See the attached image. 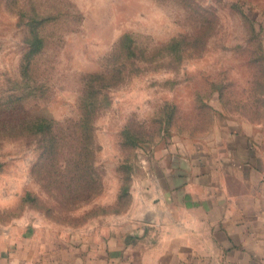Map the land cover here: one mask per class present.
<instances>
[{"label":"rangeland","instance_id":"374dc122","mask_svg":"<svg viewBox=\"0 0 264 264\" xmlns=\"http://www.w3.org/2000/svg\"><path fill=\"white\" fill-rule=\"evenodd\" d=\"M36 31L54 44L52 79L33 77L44 95L20 79ZM126 32L136 43L120 65L113 46ZM84 73L105 76L94 80L91 171L72 174L38 141L0 137V224L51 240L96 227L120 240L147 222L154 238L158 201L165 235L173 220L209 219L195 205L264 206V0H0V103L25 94L32 115L76 118Z\"/></svg>","mask_w":264,"mask_h":264},{"label":"crops","instance_id":"0c3cea01","mask_svg":"<svg viewBox=\"0 0 264 264\" xmlns=\"http://www.w3.org/2000/svg\"><path fill=\"white\" fill-rule=\"evenodd\" d=\"M168 197L173 203L167 213L177 212L175 198ZM195 207V212L211 213L209 219L173 220L172 233L165 235L171 225L158 201L154 238L144 232L147 222L139 223L135 236L130 222L120 240L96 227L78 232L76 239L51 240L38 237L26 224H0V264H264L263 205Z\"/></svg>","mask_w":264,"mask_h":264},{"label":"trees","instance_id":"16d2710c","mask_svg":"<svg viewBox=\"0 0 264 264\" xmlns=\"http://www.w3.org/2000/svg\"><path fill=\"white\" fill-rule=\"evenodd\" d=\"M77 14L79 19L82 20V15ZM251 34L254 36V30ZM43 37L37 31L32 33L28 50L24 54L20 65L21 82L25 86L31 87L29 93L33 91L35 94L40 93L41 95L51 92L49 85L46 82L36 83L34 78L39 76L43 78V81L52 79L53 72H51L50 67H53V64L51 60H48L49 57L48 59L46 57L49 49L54 47V44L52 46L51 44L48 45V43L52 42V39L45 40ZM135 43L133 32L121 34L115 42L113 49L120 50L121 59L117 61L120 65L125 64L126 57L129 51H132L131 49L135 47L133 46ZM110 56L108 54L100 61L112 64L114 61L110 60ZM40 63H45V65L41 67ZM81 77L85 79V89L84 97L80 99V112L76 118L56 120L32 115L29 113L30 107L26 105L28 95L12 94L0 103V137L25 141L27 144L38 141L42 147L43 155H46L47 158L54 160L57 156H60L63 159L72 161V174L78 175L81 172L86 174L90 172L93 167L95 153L93 121L97 99L94 95L96 88L94 80L96 78L105 79V76L103 73H84ZM46 101L48 102V99ZM36 103L38 104L39 102ZM135 142L136 140L133 136L129 135L128 132L124 133V144L134 146ZM67 143L73 145V151L65 153L63 150ZM123 182L120 192L126 193L127 184L126 181L125 183Z\"/></svg>","mask_w":264,"mask_h":264}]
</instances>
